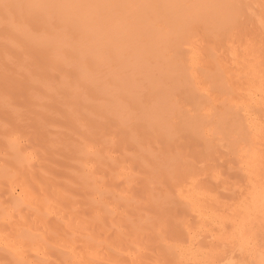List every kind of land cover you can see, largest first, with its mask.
Here are the masks:
<instances>
[{"label":"bare ground","instance_id":"obj_1","mask_svg":"<svg viewBox=\"0 0 264 264\" xmlns=\"http://www.w3.org/2000/svg\"><path fill=\"white\" fill-rule=\"evenodd\" d=\"M249 29H253L257 32L256 36L261 42L260 46L264 47V0H0V80L2 81V78L4 80H7L11 77L12 74L13 76L10 79L12 81L11 84L13 83L15 90L11 88L12 91L10 89V92L14 91V93L16 92L18 94L21 92L19 87L20 83L23 82L22 85L25 84V90L23 89L24 86L21 85L23 87L22 89L24 90V94H20L24 95L25 98H23V96H18L20 97L19 100L24 99L25 101H27L26 105H28L29 103H35L37 99V105H33L35 109L36 107H38V105L42 106L43 104H45L44 102H46L47 100V102H49L48 106L50 104H53L52 106L54 108V105L56 104V106L58 105V107H64L63 110L66 111L65 116L63 117L65 118L63 119L64 121L66 119H68L69 121L70 119V116L67 118L66 115L68 116V114H71L74 117H77V114H80L79 112L77 113V111H82V108L84 109L85 107H89V110L85 108V110H88L89 112H85L88 113V115H86V117H82L85 120L84 122V120L82 119L84 124L79 120V118L81 119L82 113L80 114V116H78L79 118H76V121L79 120L84 125V128L81 129V127H79V124L81 123L78 121V124L77 122L79 129L84 131V137L80 138L82 140L79 139L80 143L75 144L76 142L74 141L77 138H74L72 136L71 137L74 138V140L72 138V140L68 139L70 138V134H72L73 132L71 130L72 132L70 133L68 129H66V132L68 131V137L67 135V138L64 136V138L61 139L60 137L59 141V136L62 135H59V133H62L65 130H61V132H59V128H56V134H54L57 135L58 133V135L55 136L56 138L53 136V143L51 142V147H53L54 150L52 151L51 149L50 151V146H48V149L51 155H54L55 153V155H57L60 152L59 149H62L63 152L64 150L65 152L66 150L71 151L73 160L74 157L76 158V161L78 159L80 168L75 176L79 179V183L81 184L80 189L84 195V204L89 211V216L84 221L86 222V224H94L91 225L92 229L93 227H95V225L102 227L101 224L105 222H102V218L103 220L105 218L103 217V215H108L109 212L114 210L110 209V207L112 206H110V200L108 201L106 199L100 201V198L99 203L95 201V180L92 179L94 176H88V171H90V169H87L88 171L86 170L88 172V175H86L87 173L85 172V170H83V165L86 163L85 159H88L89 161L91 160L93 163H96L94 164V166L100 164L99 162L103 160L101 154L106 153V151L102 152L103 146L101 148V151L99 147L101 144H99L97 150L99 151L100 149V151L98 152L95 149L97 146L96 142L99 143L98 140H101V142L103 143L102 139H100L101 137L104 139L106 138L105 135L102 136V134H104L103 130H106V128H108V126L110 127V125H115L116 128L120 127L124 130L125 139H120L119 141H123L125 143L126 141H129V144L131 143L133 146L131 147L133 148V153L130 154L126 151L122 153L129 154V157L126 158L128 162L125 160V163L127 162L128 165L131 166L130 161H137L135 163H139L141 169L147 171H144L146 172L145 177H142L141 174H138L142 177V179L139 177L140 180H143L141 181L143 183L142 186L144 185V191L140 190L141 192L139 191V193L143 194V192H145L144 195H139V198L146 195V197L143 199H145V201L147 200L148 203L145 202L146 204L143 205L153 204L152 206H150L157 209V215H159V212H161L162 214H160L161 219L159 217L160 220L158 219V221L156 219V221L154 222L153 220L155 218H158V216L154 214L155 212L153 214L151 213V211L153 210H151L152 208L150 206H146L147 210H145L144 207V210L146 211L145 213H147V211L149 213L150 210V213L152 215H155L156 217L154 216V218H151L152 215L150 216V214H148L146 217L148 219L151 218V221L147 219L145 221L143 220L142 222L141 219L140 221L142 224L140 222V224H138L141 228L143 226L144 229L143 224L145 222V229H151L150 232L148 231L147 233L150 234L151 232H153V237L155 236L154 233L156 234V236L154 237L155 239H153L152 237V239L150 238V241L154 240L157 242L156 245L159 246L157 247V249L160 248L159 251L161 252V254H159L161 255V257L164 256L163 259H166V261H168V264H215L213 263L215 259H217V262L218 259L219 261H222H220L219 264H264V251L262 252V249H259L260 251H254L255 248L253 247V250L249 245V240L251 238V234L249 232L252 230V228L250 227H253L251 226V224L256 221L259 222V220L261 222V219H264V67L259 63L260 60L256 61V59H258L257 55H254L255 57L257 56L256 59H254L255 57L252 58L250 54L251 49H249V46L251 47V45L248 44V42L251 43L252 40H247L248 38L246 37ZM196 39L199 43L198 45H193L192 43H194V41L197 42ZM217 46H220L222 50L221 52H218V54L214 51L217 49ZM247 48L249 50H247ZM252 48H254L253 45ZM219 49L218 51H220ZM254 51H256L255 48L252 53H254ZM260 51L262 50L259 49L258 54L260 53ZM259 55H261L262 58L264 56V54L263 56L262 54ZM262 64L264 63L262 62ZM49 67L56 68L58 70L56 71L60 72V76L58 75L53 78L55 74H51L52 71L50 72ZM7 81L4 82L7 83ZM41 86H45L43 87V90L45 88V92H47L45 94L47 98L44 97L46 101H44L45 99L42 97V99H44L42 100L44 101L43 103H41V101H38L39 99L41 100V95L37 93L41 89ZM1 87L0 90L2 93H0V147H3V149L9 151L10 155L7 154V156H9V159H7L6 163L4 162L3 165H0V185L11 187L12 184L16 183L15 181L19 182L18 177H16V171H14V169L17 170V174L18 172L21 173V169L18 171V168H13V166L20 163V159L18 158L20 155L16 156V154L12 153V151L15 152L14 144L16 143V141H14V138H12L11 136L6 137L4 135L6 134L5 132L11 131L12 128L17 129L18 127H20L21 121L29 120L31 119V117H29V119L20 120V122L16 121L19 122V126L16 127V122L14 120L18 118V115H22V117L27 116V108L24 109L25 111L21 110L24 111L23 113L26 112V114H19V109L17 108L18 105L15 104L19 101L17 100L18 98L15 99L16 97L14 98L12 93V96H9V99L5 94L6 92L3 91L4 87ZM38 88L40 89L37 90ZM42 91L40 92L42 93ZM16 93L14 95H16ZM65 95L67 96L65 97ZM67 97L69 99H67ZM70 100L72 102H70ZM40 103L42 105H40ZM51 105L48 107V110L46 109V111L48 112H44L46 113L44 114L45 116H47L48 113L50 121L49 119H47L48 117H42L44 108L43 110L42 108H40L41 110H37L40 111L38 112L39 118L35 116L37 115L36 113L34 115V112H32L36 117L35 120H33L32 117L31 120L24 121L22 124L25 126H22L21 124L20 129L23 128L21 131L25 132L28 127L32 129V120L35 121L38 125V127H35L37 128V130L39 129V131L32 129L33 131L38 132L37 134L42 133V131L40 130L43 127L45 128V126L47 128H43V131L48 129V124L44 123L45 119L47 123H53V121H55L54 123H56V118L52 119L51 117H53L54 115L52 116L51 113L49 114V111H54V113L59 112L57 113V116L58 114H60L59 116H61L64 111H59L61 110V108L59 110L57 108H50ZM66 105H68V107H66ZM44 106L47 107V104ZM31 107L29 108L30 111L28 109V114L32 111ZM35 109L33 111H35ZM83 115L85 116V114ZM5 116H7L8 119L11 117L9 122H11L12 120L14 121L13 127L8 128V124L6 123V129L8 128L7 131H5V125L3 123L8 122V120L5 121L3 119ZM28 116H30V114ZM74 117H71V126L74 125ZM41 120H43L44 122ZM76 121H74L75 125L73 128L76 127ZM25 122H28V124H25ZM12 123L13 122H11V124ZM112 126L110 128H112ZM78 127L75 128L76 131L79 130ZM20 129H18L19 132ZM48 130L49 132L51 131V129ZM56 130L58 131L56 132ZM3 131L5 134L3 133ZM28 131H26L25 133H27ZM107 131L108 130H106V132ZM115 131L119 135L123 132L121 129H118L119 132L122 131L120 133L117 131V129H115L114 132ZM66 132H64L63 134L65 135ZM80 132L79 135L81 134L82 136L83 134ZM34 133H32V136H35L33 135ZM51 134L53 135V133ZM40 135L41 134H39V136ZM119 135L118 139L123 137V135H121V137ZM140 135L141 137H145L146 135L145 139L142 138L140 140ZM64 139L66 140L64 141ZM185 139H187V141ZM45 140L47 141L49 139ZM115 140L117 139L114 138V140L111 141L114 142ZM183 143L187 145L189 144V146L192 144V151L194 149L196 150L195 153L193 151L194 155L198 153L196 157H199L200 155L201 159L203 156V158L205 157L208 161L207 162L200 160L202 162L199 164L207 162L206 166L203 163L200 168L196 167L197 165L195 166V162L199 161L194 160L195 162H193L188 159V157H186L184 152H182L181 146L186 147L187 145H181ZM105 144H107V141L104 142V145ZM44 145L47 144L45 143ZM115 146H113L112 148H115ZM44 148L46 149V147ZM120 148L121 146H119V148L117 149L119 150ZM17 150L18 149L16 148V151ZM123 150H125V148ZM63 152L62 154H65V152ZM119 152L120 151H118V154ZM62 154L60 153L59 156H61ZM67 154H69V152L65 155ZM119 156L117 158L121 159L122 157ZM124 156L128 155L124 154ZM52 157L53 156H51V159ZM218 157H220L221 159L222 157L228 158H226L228 162V167H226V169L229 168V172H232L233 176L230 180V173H227L226 175L223 174L226 171L222 173V175L229 178V187L231 190H228H230L229 192L232 191V194H229V192H227L228 190L224 189L225 192L229 194V196H232L229 197L232 199V201H230V203L227 205L225 212L224 210L219 212L214 211L215 209L213 208V196L212 193H210L213 187H209L213 184L211 182L215 180H218L219 182V179H221L218 178L219 176L217 174L219 168L216 171L213 169L214 161L217 160ZM112 158L107 157V160L105 159V162L107 161L105 163L107 165L106 168L110 163L113 165V167L115 166L114 164L116 162L114 161L116 159L113 158V161L111 160ZM23 160L28 161V159ZM23 160L21 162H23ZM26 161H24V163ZM105 164L103 162V164L100 165L104 166ZM216 164L219 165V162H217ZM217 165L214 167L217 168ZM221 165L222 162L220 163V166ZM94 166L91 165V167L93 168ZM101 166L99 167L98 165L99 172L101 171ZM126 166L124 167L125 169L127 168ZM132 166L134 167V165ZM117 167H115V170H107V176L109 178L110 176H116L117 179V175L120 173L117 171ZM96 168L97 167H95V169L93 170H96ZM141 169L140 171H143ZM222 171L224 170L222 169ZM128 172H130V170ZM220 172L221 171H219V173ZM97 173L98 172H96L95 175H97ZM132 174L134 179L135 177H138L134 176V173ZM91 175L94 174L91 173ZM100 175H104L106 177V175L103 173ZM104 176L101 181L104 180L102 182L105 184V180L107 179V177L105 179ZM125 176L123 175V177ZM161 176L167 178L166 182H168L169 184L167 192L166 190H164L165 194H161L160 191V188H162L161 186H163V184L159 183V188H157V185L156 187L154 185L155 181L159 180ZM200 176L205 177L203 178V181H201L200 179L201 182H199L198 180ZM38 177L40 178L39 175ZM123 177L119 178V180L123 179ZM42 179V182L47 180L46 182H44L46 184L43 183L44 186L41 182H39L41 180H38L37 182L40 183L39 185H42L44 187V190H46L45 193L50 196L52 192L51 190L50 193L49 191H47V182H50L49 184H51L53 182V179L49 175L46 177V180L44 178ZM68 180L70 182V179ZM72 180L71 182H73ZM99 180H97L96 182L99 183ZM24 181L22 183L27 184V182ZM122 181L123 182H121V187L124 183V180ZM125 181L127 182V179ZM126 182L124 184H126ZM161 182H164V180L162 181L161 179ZM130 184H132V182ZM221 184L223 183L221 182ZM45 185L47 189H45ZM42 186H40V188H43ZM224 186L222 188H224ZM28 187H30V191H34L33 194L36 196V191L34 190L35 185ZM31 187L34 189H32ZM167 187L168 186L166 185V188ZM124 188L125 186L122 190H124ZM107 189H109V187ZM127 189L129 191V185L128 187H126V190ZM213 190L215 191L217 189ZM225 192H222L221 190V193L224 194ZM124 193H127V191ZM27 194L25 192V195ZM160 194L165 196L162 197ZM216 194H218V192ZM220 194H218L219 197L221 195L223 196V194ZM132 195L133 193L131 194V196ZM131 196L129 197V199L131 198ZM29 197L32 198L31 195H28L27 197L24 196V200L22 198V201H24V203L28 201L29 203V199H31ZM47 197L43 196L41 201L37 203L38 205L35 203L36 205L33 208V212L31 214V216L33 217L30 216V218H34L36 224L43 227L44 232L37 229L41 227L34 226V228L37 227V231L39 230V232H43L41 234L36 233L33 230L34 228H31L30 225L35 224L32 219H29L28 217L27 219H29V221H27L26 217L30 214H23V216L27 215L25 216V218L23 216H20L22 215L23 211H20L21 214L19 215V217L21 218H17L16 224L13 227L9 226L10 229L8 228V233H5V229H3L4 225L2 226L3 228L1 227V221L3 220L4 222V217L8 214V212L6 209L4 210L0 208V252L1 254H3L2 257L0 256V259L4 258L6 262L8 260V264H32L33 262H36V260L33 262L30 261V253H32L36 249H40L41 247L52 245L54 242L56 243L58 237H54L56 239L55 241L52 235H54L53 233H56L55 230H57L58 223L52 222L53 220L50 222L49 218L50 214H52L54 211L53 209V211L51 212L54 206L52 204V198L47 199ZM52 197L54 199L56 198L54 196ZM134 197L135 195L133 196V198ZM226 197H228L227 194L225 197H223V200ZM116 198H118V196H116ZM65 199L66 198H64V200ZM59 200H57L56 203L59 204L61 208L63 201ZM68 200L69 203H71V199ZM124 200L125 202H127V199ZM80 201L78 205L82 204V202ZM138 203L139 202H137V204ZM215 203L217 202H214V204ZM128 204L130 206H134V209L136 206V209H139L138 206H142L141 203H139L140 205H135V203L131 205V203L128 202L126 205ZM123 205L126 206L125 203H123ZM70 208L73 207L70 206ZM77 209L78 208H76V210ZM72 210H68V212H70V215L68 213L69 219L70 217H73L74 213L72 212L75 210ZM131 211L136 212V210L132 209ZM66 213L67 212H65V214ZM112 213L114 214V212ZM112 213H110V215H112ZM126 213L125 215L130 214ZM107 215H105V219L109 217ZM141 215L144 219L145 214L143 215L141 213ZM12 216L15 215L12 214ZM136 216V218L139 217L138 215ZM139 218L136 220L134 219V222L136 223ZM10 219H12L13 222V218ZM69 219L65 218L66 221ZM130 220L128 219L126 221ZM7 221L9 220H6V222ZM63 221H61V223ZM76 221L79 222L78 220ZM157 221L158 224H162L158 225L161 226L159 227L161 228L160 230H162L165 226L163 225V223H165L164 221H170V223L172 224L174 223L175 226H172L174 228H178L181 231L183 235L181 236L184 237L185 235V243L179 242L180 239L173 237L177 236L176 234H172L173 229L169 232L173 235V238L169 240L171 242H168V240H166L167 238L165 237V234L167 232L163 234V232H165L164 229L167 231L166 228L163 229V232L159 231L157 233L156 231L159 228L154 231V228H157L155 227L157 225ZM64 222L63 225L65 224ZM52 223L54 225H52ZM66 223L68 225L71 224L70 220ZM226 223L228 224L227 228L224 227ZM5 224L7 226V223ZM129 224L131 223L129 222ZM165 224H167V222ZM139 225L133 224V226L135 227ZM55 226L56 229L54 228ZM258 226L255 225V227ZM89 227H84V230L85 228L88 229L86 230V232L88 231L87 233L92 230ZM135 227H132V229L137 228ZM100 228H98V231L100 232H97V228L95 227V229H93L95 233H93L94 231L92 230L91 235L87 234L85 235V238H83L82 240L80 239L83 242L84 248H82V246L80 247L83 249V256L79 254L81 255H78L79 258L77 257V255H75L77 254V251H75L74 248L70 249L67 245H65V243H69L71 245L74 236L72 238V236H70L71 233L70 235H68L67 233V235L63 236L62 246H67L69 251L73 249L75 253L73 252L68 255L64 254L63 256H61V258L63 257L62 259L64 261H71V264H96L95 262L97 260L101 261V259H99V255L96 254V251L98 250H96V248L98 246V248H101L102 246L100 247V245H102V243L104 248H108L110 240L108 238H104L109 234H106L105 236L102 235V231L106 232V229H103L104 226L102 228L103 230H101ZM141 228L140 230H138V232L141 231L142 234V231H144L145 233V230H141ZM111 229L112 228H110V230ZM116 229L118 231L117 227ZM178 229L175 230L176 233L180 235ZM126 231H128V233L123 232L122 230L125 236V233L129 235L131 234V229L130 231L126 229ZM205 231H215L214 234L216 233V238H218L217 240L220 242L221 246L219 247V245H217L218 248H212L213 251L210 249V245H208L210 247H208L207 245H200L197 247V244V248H195V246L193 248L192 243L194 241L192 242V237L195 236L193 234H196V232L202 233ZM109 232L110 231H108L107 233ZM257 232L259 233L260 231ZM99 233H102L101 235L103 236V239L99 238L102 237L101 235H99ZM169 233L168 236H170ZM113 234L115 233H112V236L110 235L111 238L114 236ZM149 234L145 235L149 236ZM254 234V236H256V233ZM210 237L214 238L215 236L213 237L212 235H210ZM262 237H264V231ZM115 238L116 239L114 241L119 240L117 236H115ZM173 239H176V241L174 240L172 242ZM262 240L261 242H264V240ZM127 241L128 243L129 241L132 242L130 239H128ZM143 241L148 242V239H144ZM76 243L78 242L76 241ZM135 244L137 245L138 243ZM255 244H258V241ZM147 245L148 244H146L145 247H147ZM150 245H153V247L155 246V244L151 242ZM114 246L115 245H113V248L116 247ZM129 247L132 248V246ZM129 247L128 249L130 250ZM56 250L58 249L56 248ZM125 250H123L122 248L121 251ZM98 251H100V249ZM136 251H138V249ZM125 252H122V254ZM138 252H140V250ZM225 252L229 254L227 255V253ZM245 252H248V260H246L247 256L245 257L244 255ZM118 253H121L120 249ZM141 253L143 252L139 253V259H142L140 258ZM233 253H235L236 255ZM60 255H62V253ZM103 256H105V254ZM109 256L110 259H115L116 257L113 253ZM152 259L153 257L151 258V261ZM103 260L105 261V259ZM37 263L38 262H36V264ZM99 264H101V262ZM140 264H143L142 261L140 262Z\"/></svg>","mask_w":264,"mask_h":264},{"label":"rangeland","instance_id":"obj_2","mask_svg":"<svg viewBox=\"0 0 264 264\" xmlns=\"http://www.w3.org/2000/svg\"><path fill=\"white\" fill-rule=\"evenodd\" d=\"M250 30H251V32H250ZM250 34V35H249ZM257 32L255 31V30H253V29H249V31H248V34L246 35V37L248 38H246L247 40H252V42L251 43H249L248 42V44H250L251 45V47L249 46V49H251V56H252V58L253 57H255L254 55H257L256 57L258 58V59H256V57L254 58V59H256V61L258 60H260V64L264 67V64H262V62L264 63V56H263V54H264V47H262V46H260L261 45V42L259 41V39L257 38ZM253 38V39H251V38ZM254 38H255V40H254ZM197 40V39H196ZM255 41V42H254ZM258 42H259V44H258ZM198 40H197V42L196 41H194V43H192L193 45H198ZM254 44H256V45H254ZM252 45H253V47L255 48V50L256 51H254V53H252V51L254 50V48H252ZM258 45H259V47H258ZM216 47V46H215ZM220 48V49H219ZM218 49L220 50V51H218ZM248 48H247V50H249ZM253 49V50H252ZM259 49H261L262 51H260V53L259 54H262V56H263V58L261 57V55H259L258 54V50ZM217 54H218V52H221L222 50H221V47L219 46H217V49L216 50H214ZM257 52V53H256ZM262 52V53H261ZM49 69H50V72H51V74L52 75H54L55 74V76L53 77V78H55L56 76H58L59 75V73L60 72H57L58 70L56 69V68H53V67H49ZM53 69H54V71H53ZM57 70V71H56ZM53 72H57V73H53ZM13 75L11 74V77H12ZM60 76V75H59ZM1 77V76H0ZM10 77V78H11ZM8 78V77H7ZM7 79V80H4L3 78H2V81L0 80V84H1V86H3L4 88V90L3 91H5L4 93L8 96V98H9V96L11 97L12 96V93H13V97L15 98V99H17V100H19V98L21 97V96H23V98H25L24 97V95H21V94H24V90H25V84H23L22 85V83H20V93L18 94V93H16V95H14L15 93H14V91L13 92H10V89L12 88V89H14L15 90V88H14V86H13V83L11 84V79ZM6 79V78H5ZM10 80V81H9ZM4 81H7V83L6 82H4ZM9 83V84H8ZM9 85H10V87H9ZM11 85H12V87H11ZM24 86V88L22 87V86ZM0 86V87H1ZM6 86V87H5ZM43 87H45V86H41L40 88L43 90ZM2 88V87H1ZM0 88V89H1ZM8 88H9V90H8ZM24 90H23V89ZM40 88H38L37 90H39ZM7 91H9V92H7ZM12 89H11V91H12ZM39 90L37 93L38 94H40L41 95V100L39 99L38 101L40 102L41 101V103H43L44 101H46V99L45 98H47L46 97V93L47 92H45L46 90H45V88H44V92L42 91V90ZM22 90H23V92H22ZM40 91H42V93H44V94H42ZM40 92V93H39ZM0 93H2L1 92V90H0ZM8 93V94H7ZM10 93V94H9ZM43 95V96H42ZM45 95V96H44ZM18 96H20V97H18ZM67 95H65V97H66ZM39 97V96H38ZM42 97L45 99H42ZM64 97V98H65ZM7 98V97H6ZM13 98V99H14ZM40 98V97H39ZM10 99V98H9ZM12 99V100H13ZM67 99H69L68 97H67ZM71 99V98H70ZM16 100V101H17ZM21 100V101H20ZM18 102H16L15 104L16 105H18L17 106V108L19 109L18 110V112H19V114H21V113H23L25 110V108H27V110H26V112H27V116H23V117H25V118H23L22 117V115L20 116V115H18L16 118V120H14L15 122L16 121H19L20 122V120H23V119H29V117H31V119H32V117H33V120H35V118L37 117V118H39V113L38 112H40V111H37V110H39L40 108H42V110H43V108H44V110H43V115H42V117H45V118H47L49 115H48V113H47V116H45L44 114H46V113H44V112H48V111H46V109L48 110V107L51 105H49L48 106V104H49V102H44L45 104H41L40 103V105H42V106H39L38 105V107H36V109H35V107L33 106V105H37V99H36V102L35 103H29L28 105H26L27 104V101H25L24 99L22 100V99H20ZM42 100H44V101H42ZM72 100V99H71ZM70 100V102H72ZM69 101V100H68ZM21 102V103H20ZM22 102H24V103H22ZM38 102V103H39ZM18 103V104H17ZM20 103V104H19ZM47 104V107L46 106H44V105H46ZM69 104V103H68ZM20 105H21V108H20ZM31 105H32V107H31ZM53 105V104H52ZM51 105V107L50 108H53V106ZM70 105V104H69ZM24 106V107H23ZM26 106H28V107H26ZM56 104L54 105V108H57L58 110L61 108V107H58V105L56 106ZM60 106V105H59ZM89 106V105H88ZM31 107V113H29L30 114V116H28L29 114H28V112L30 111V108ZM66 107H68V105H66ZM23 108V109H22ZM53 108V109H54ZM63 108L64 107H62L61 108V110H59V111H64L63 113H64V115H63V113H62V115L61 116H59L60 114H58V116H57V113H59V112H56V113H54V111L53 112H50L49 111V114L51 113V115L53 116H56V117H51L52 119H55L56 118V123H54L55 121H53V123L52 122H50V123H47L46 122V119L43 121V120H41V121H43L44 123H46V124H48L47 126H48V129H51V131L49 132V130L47 129V130H45V131H43V128L40 130V131H42V133H39V134H41L40 136H39V134H37L38 132H36V131H39V129L37 130V128L36 127H38V125H37V123L35 122V121H31V125H33V126H31V128L33 129V130H36V131H33L32 129H30L29 127H28V129H26V131H28L29 129V133L27 132V133H25V132H22L21 130L23 129H20L21 128V124L24 122V121H29V120H31V119H29V120H23V121H21V123H20V127H18L19 125H18V123L19 122H16L15 123V125H16V127H18L17 129H11V131H7L8 130V128L9 127H13L14 126V121L12 120L11 122H13L12 124H11V122H9L10 121V118L8 119V117L7 116H5L3 119L5 120V121H7L8 120V122H3L4 123V128H5V131H7V132H5L4 133V131H3V133L5 134H3L4 136H6V137H9V136H11L12 138H14V141H16V143L14 144L15 146H14V150H15V152L14 151H12V153H14V154H16V156H18V155H20L18 158L20 159V163H21V165H20V163L18 164V165H14L13 166V168H18V171L21 169V173H19L18 172V174H17V170L16 169H14V171H16L15 173H16V177H18V179H19V182L18 181H15L16 183H14V184H12L11 185V187H6L5 185L4 186H1L0 185V208H2V209H6L7 210V212H8V214H10L11 212H13V213H11L10 215L12 216V214H14L15 216H10V215H5V217H4V222H3V220L1 221V227L3 228V229H7L6 231L4 230V232L5 233H8V230L10 229V227H13L15 224H16V220H17V218L18 219H20L22 216H23V214H30V215H24L23 217L25 218V216H27L26 217V219L29 217V219H32L33 220V222L36 224V221L34 220V218H30V216H31V214H32V210H33V208L35 207V205L37 204V203H39L40 201H41V199L43 198V196H45V197H47V196H49V195H47L46 193H45V191L46 190H44V185H43V183L44 182H46L47 180H46V177L49 175L52 179H53V182L51 183V184H49L48 182H47V185L49 186H47V188H46V185H45V189H47V191H49V193H50V190H51V195L52 196H54V197H56L55 199L51 196V198H52V204H53V206H54V208H52V210H51V212L53 211V209H54V211H53V213L52 214H50V222L52 221V222H57L58 223V226H57V230H55V232L56 233H53L54 235H52L53 236V238L56 236V237H58L57 239V241H56V237L54 238L55 239V241H56V243L54 242L52 245H48V246H44V247H41L40 249H36L35 251H33L32 253H30V261L31 262H33V261H35L36 260V262H38L37 264H71V261H64L62 258H61V256H63L64 254H66V255H68V254H70V253H73L74 252V250L75 251H77V254H75V255H77V257L79 258V256H83V249L82 248H84L83 247V242L81 241L83 238H85V235H87V234H89V235H91L92 233V230L93 229H95V227L97 228V232H100V231H98V228H100L101 226H98V225H95V227H93V229H92V227H91V225H94V224H86V222L84 221V220H86L87 218H88V216H89V211L87 210V208H86V205L84 204L85 203V201H84V195H83V193H82V191H81V189H80V187H81V184L79 183V179L75 176L76 175V173H77V171H79V161H78V159H77V161L75 160L76 158L74 157V160H73V155L71 154V151H67L66 150V152H65V150H64V152H65V154L66 153H68L69 152V154H67V155H65V154H62V152H63V150L62 149H59V153L57 154V155H51L50 154V151H51V149H52V151L54 150V148L53 147H51V145H52V140H54L52 137L54 136H57L58 135V133H57V135H55L56 133H55V129L57 128H59V132H61V130H65L64 132H66V129H68L69 130V132L71 133L72 131V134H70V138H68V139H70V140H74V138H77V139H75V141L74 142H76L75 144H78V143H80V140H82V139H80V138H83L84 137V131H82V130H80L79 129V127H81V129H83L84 128V123H83V120H84V118H82V117H86V115H88V110H89V107L87 108V107H85L86 109H88V110H85V108L83 109L82 108V111H84V112H82L81 110L80 111H77V113L79 112L82 116H81V119L78 117V116H80V114H77V117L75 116H73V115H71V114H68V116L66 115V117L68 118L69 116V121H68V119H66L65 121L63 120V119H65V118H63L64 116H65V110H63ZM28 109H29V111H28ZM35 109V111H33ZM56 109V110H57ZM21 110H24V111H21ZM41 110V109H40ZM52 110V109H51ZM57 110V111H58ZM88 112V113H85V112ZM26 112L25 113H23V114H26ZM32 112H34V115H35V113L37 114V115H33V113ZM61 113V112H60ZM83 114H85V116L83 115ZM17 115V114H16ZM32 115V116H31ZM75 115V114H74ZM71 117L73 118L74 117V120H73V123H74V125H75V122L74 121H76V118H79V120L83 123H81L78 119V121L81 123V124H79V122L78 121H76V127L75 128H77L78 127V124H79V127H78V129L81 131H79V130H77L76 131V129L75 128H73L74 127V125L73 126H71L72 125V119H71ZM19 118H21V119H19ZM60 118H62V119H60ZM42 119V118H41ZM47 119H49V121H50V118L48 117ZM83 119V120H82ZM59 120V121H58ZM63 120V121H62ZM37 121V120H36ZM48 121V120H47ZM77 122H78V124H77ZM84 122H85V120H84ZM8 124V128L6 129V125ZM30 123V122H29ZM39 123H40V121H39ZM10 124H11V126H10ZM25 124H28V122L26 123L25 122ZM34 124H36V125H34ZM55 124H57V125H55ZM59 124V125H58ZM111 124H114V123H111ZM30 125V124H29ZM49 125H52V126H49ZM53 125H55V126H53ZM61 125V126H60ZM81 125V126H80ZM22 126H25V125H23L22 124ZM36 126V127H35ZM59 126V127H58ZM63 126V127H62ZM83 126V127H82ZM112 125H110V127H111ZM114 126V127H113ZM112 126V128H110L109 126H108V128H106V130H108L107 132H112V133H107L106 132V130L104 129L103 130V133L104 134H102V136H106V138L104 139V138H100V139H102V141H103V143L101 142V140H98L99 141V143L98 142H96V144H97V146H96V150H97V148H98V146H99V144H101L99 147H100V149L102 148V146H103V151H102V149H101V151L102 152H104V151H106V153H102V152H100V153H102L101 155H102V157H103V160H101L99 163L100 164H103V162H104V164L107 162H105V159L108 157H110V158H112V155H113V158H115V156H116V160L114 161L113 160V158L111 159V160H113L114 162H116L117 163V165H118V167H119V169H118V167H117V165H116V163L114 164V162H113V164L115 165L114 167H113V165H112V167H111V165L109 164V166L106 168V164L103 166H101L100 164H98L99 165V167L101 166L102 168L100 169L101 171L100 172H102L103 174H105L106 175V177H107V179H106V177L104 176V175H100V174H102V173H100L99 172V168H98V165H96V166H94V164H96V163H93L91 160L89 161L88 159H85V161H86V163L83 165L84 167H83V170H85V172L87 173L86 175H88V172H89V175L88 176H94L92 179H94L95 180V182H94V184H95V194H94V199H95V201L96 202H98L99 203V199H100V201L102 200H110L109 201V203L111 202V204H110V209H112V210H114V211H111V212H109L108 213V215L107 214H105V215H107V216H109L110 217V220H109V217H107V219H105L106 218V216L105 215H103V217H105L104 218V220H103V218H102V222L103 221H105V222H103L101 225H102V227L100 228L101 230H103V229H106V232L104 231H102V235H106V234H109L108 236L106 235L104 238H108L109 240H110V242H109V244H108V248H104L103 247V243H102V245H100V247L101 248H96V250L98 249H100V251H96L97 253V255H99V259H101V261L99 260H97L95 263L97 264H99L100 262H101V264H140V262L142 261V263L143 264H168V261H166V259L164 260L163 258H164V256H162L161 257V252L159 251L160 250V248H158L157 249V247H159V246H157L156 244H157V242L156 241H150V238L152 239V234H153V232H151L150 234L149 233H147L148 231L150 232V230L151 229H149V230H147V229H145V222H144V229H143V226H142V228L140 227V223H141V219H142V222H143V220L145 221V220H147L148 218L146 217L148 214H150V216L154 213V214H156V216H158V218H155L153 221L155 222L156 221V219L158 220L159 219V217H160V219H161V212H159V215H157L158 213H156L157 211V209H155V207H151L153 204H147V205H143V204H146V203H148L147 202V200L145 201V199H143V198H145L146 197V195L144 196V197H140L139 198V195H141L140 193H139V191L141 190V191H144V185L142 186V182L141 181H143V180H140L139 179V177L142 179V177H145V173L147 172L146 170H144V169H141V167L139 166V163L137 164V163H135V162H137V161H133V162H131L130 161V164H131V166L132 165H134V167L132 168L130 165H128V161H127V159L126 158H128L129 157V154L128 153H133L134 151H133V148H131V147H133L132 146V144L130 143L129 144V141L127 142L126 141V143L125 142H123V141H119L120 139L122 140V139H125V136H124V130L122 129V128H120V127H118V128H116V126L115 125H113ZM16 127H14V128H16ZM36 129H35V128ZM61 127H62V129H61ZM69 127H70V129H69ZM47 127L45 126V128L44 129H46ZM54 128V129H53ZM64 128V129H63ZM71 128H73V129H71ZM117 129V131H118V129L120 130H122V131H120V132H122V134H118L116 131V133L114 132V130L115 129ZM18 129H20V132L18 131ZM74 129H75V131H74ZM111 129V130H110ZM112 129H114V130H112ZM16 130H17V132H16ZM32 130V131H31ZM72 130V131H71ZM110 130V131H109ZM58 130H56V132H57ZM105 131V132H104ZM13 132H14V134H13ZM36 134H35V133ZM64 132H62V133H59V135H61V136H59V141H60V137H61V139L62 138H64V136L66 137V135H67V132L65 133V135L63 134ZM75 132V133H74ZM79 132L80 133H82L83 135L81 136V134L79 135ZM119 132V131H118ZM119 132V133H120ZM8 133V134H7ZM10 133H11V135H10ZM32 133H34L33 135H35V136H32ZM44 133H45V135H46V137H50V138H46L45 137V135H44ZM49 135H47V134ZM51 133H53V135L51 134ZM55 133V134H54ZM52 136H51V135ZM76 136H75V135ZM116 134V135H115ZM13 135H15V136H13ZM114 135V136H113ZM118 135L121 137V135H123V137H121V138H119L118 139ZM74 137V138H72V137ZM77 136H79V137H77ZM112 136V137H111ZM117 136V137H116ZM143 136V135H142ZM67 137H68V135H67ZM66 137V138H67ZM140 137H141V135H140ZM139 137V139L141 140L142 138H144L145 139V137H146V135H145V137H141L140 138ZM52 138V139H51ZM56 138V137H55ZM72 138V139H71ZM110 138V139H109ZM114 138L115 139H117V140H115L114 142H115V144H114V142H112L111 140H114ZM45 139H49V140H45ZM50 139H51V141H50ZM80 139V140H79ZM108 139V140H107ZM148 139V138H147ZM66 139H64V141H65ZM78 140V141H77ZM111 142H110V141ZM186 141H187V139H185ZM62 141V140H61ZM105 141H107V144L108 143H112V144H108V146H107V144H105L104 145V142ZM117 141H118V144H117ZM125 141V140H124ZM144 141V140H143ZM186 141H185V143H186ZM52 142V143H51ZM183 142V141H182ZM189 142V141H188ZM47 144V145H44V144ZM120 143V144H119ZM185 143H183V144H181V145H187V144H185ZM110 145V146H109ZM112 145V146H111ZM116 145V146H115ZM131 145V146H130ZM192 145V144H191ZM191 145L189 146V144L185 147V146H181V148H182V152H184V154L186 155V157H188V159H190L191 161H193V162H195V161H199V162H195V166L196 167H199L200 168V166H202V164L204 163H202V164H199V163H201L202 161H207L206 160V158L204 157L203 158V156H202V159H201V156L199 155V157H196L197 155H198V153H196L195 155H194V153H195V149L193 150L194 151V153H193V151H192V147H191ZM48 146H50L49 147V149H50V151H49V149H48ZM113 146H115V148H112ZM119 146H121V148L118 150L117 148H119ZM125 146H127V147H125ZM130 146V147H129ZM44 147H46V149L44 148ZM107 147V148H106ZM122 147H123V149L125 148V150H123L122 149ZM16 148L18 149L17 151H16ZM110 148H112V149H110ZM129 148H131V149H129ZM191 148V149H190ZM100 149H99V151H100ZM106 149V150H105ZM109 149H110V151H109ZM114 149V150H113ZM117 149V150H116ZM20 150V151H19ZM61 150H62V152H61ZM116 150V151H115ZM123 150V151H122ZM132 150V151H131ZM49 151V152H48ZM98 151V150H97ZM98 151V152H99ZM114 152V153H112V152ZM118 151H120L119 152V154H118ZM128 152V153H124L125 155H128V156H124V154H122L123 152ZM130 151V152H129ZM190 151V152H189ZM5 152V153H4ZM22 152V153H21ZM63 152V153H64ZM110 152V153H109ZM117 152V153H116ZM187 152V153H186ZM193 154H192V153ZM17 153H19V154H17ZM51 153H54V152H51ZM60 153L62 154L61 156H59L60 155ZM116 153V154H115ZM121 153V154H120ZM7 154L8 155H10V153H9V151H6L5 149H3V147H0V165H3V163L5 162H7V159H9V156H7ZM189 154H191V155H189ZM68 155H69V157H68ZM109 155V156H108ZM111 155V156H110ZM115 155V156H114ZM120 155V156H119ZM188 155V156H187ZM193 155V156H192ZM51 156H53L52 157V159H51ZM122 157L121 159L119 158H117V157ZM125 158H124V157ZM191 156V157H190ZM6 157V158H5ZM8 157V158H7ZM72 158V159H71ZM131 158V157H130ZM194 158V159H193ZM227 157H222V159L220 158V157H218L217 158V160H215L214 161V164H213V169L216 171L218 168L220 169H218V178H221V179H219V182H218V180H215L216 181V183H215V181H213V182H211V183H213L211 186H209L210 188H212V190L210 191V193H212V196H213V208L215 209H213L214 211H217V212H219V211H223L224 210V212L226 211V207H227V205L230 203V201H232V199L231 198H229L230 196H229V194H232V191L231 192H229L231 189H230V187H229V184H230V180H231V178L233 177L232 176V172H229V168H227L226 169V167H228V165H227V159H226ZM5 159H6V161H5ZM23 159H28V161H26V160H23ZM221 159V160H220ZM4 160V161H3ZM23 160V162H21ZM88 160V161H87ZM107 160V159H106ZM125 160L127 161L126 163H125ZM129 160V159H128ZM131 160V159H130ZM189 160V161H190ZM195 160V161H194ZM200 160H202V161H200ZM3 161V162H2ZM24 161H26L25 163H27V164H25L24 163ZM84 161V162H85ZM78 162V163H77ZM208 162V161H207ZM207 162L206 163H204L205 164V166H206V164H207ZM217 162H219V165H217L216 163ZM222 162V165L220 166V163ZM198 163V164H197ZM122 164V165H121ZM126 166V164H127V168L125 169L124 167V165ZM137 164V165H136ZM91 165L92 166H94V168L93 167H91ZM217 165V168H215L214 166H216ZM19 166V167H18ZM28 166V167H27ZM121 166H123V167H121ZM95 167H97L96 168V170H93V169H95ZM104 167V168H103ZM115 167H117L116 169H117V171L118 172H120L118 175H119V177H118V175H117V179H116V176H110V178L107 176L108 175V171L109 170H115ZM138 167V168H137ZM203 167H204V165H203ZM225 167V168H224ZM13 168H11V169H13ZM73 168V169H72ZM109 168V169H108ZM121 168H123V169H121ZM138 170H137V169ZM202 168V167H201ZM90 169V171H91V173L92 174H94V175H91V173H90V171H88V170ZM122 171H121V170ZM140 169L141 170H143V171H140ZM222 169L224 170V171H222ZM71 170H73V171H71ZM88 172H87V171ZM98 170V171H97ZM108 170V171H107ZM120 170V171H119ZM126 170H130V172H128V171H126ZM228 170V171H227ZM47 172V174H46V172ZM51 171V172H50ZM144 171H146V172H144ZM219 171H221L220 173H219ZM226 171V172H225ZM230 171H231V169H230ZM43 172V173H42ZM84 172V173H85ZM96 172H98V173H100V174H98L97 173V175H95L96 174ZM107 174H106V173ZM126 172H127V174H126ZM139 172V173H138ZM223 172H225V173H223ZM40 173V174H39ZM42 173V174H41ZM128 173H129V175H128ZM132 173H134V176H138V177H135V179H134V177H133V174ZM222 173L224 174V175H226L227 173H230L231 175H229V177H230V180H228L229 178L227 177V176H224V175H222ZM70 174V175H69ZM120 174H122V175H120ZM132 174V175H131ZM138 174H141L142 175V177L140 176V175H138ZM219 174H221V175H219ZM23 175H25V176H23ZM38 175L40 176V178L38 177ZM44 175V176H43ZM52 175V176H51ZM72 175V176H71ZM100 175V176H99ZM123 175L125 176V177H123ZM24 177V179H25V181L27 182V184H25V183H22L23 181H24V179H23V177ZM41 176H42V178H44L46 181H44V182H42V178H41ZM55 178H54V177ZM70 176V177H69ZM96 176H98V177H96ZM103 176L105 177V184L102 182V181H104V180H102L101 181V179H103ZM72 177V178H71ZM123 177V179H120L119 180V178H122ZM128 177H129V179H128ZM131 177V178H130ZM133 177V178H132ZM162 177V176H161ZM160 177V179L159 180H157V181H155V183H154V185H155V187H156V185H157V188H159L160 187V184H163V186H161L162 188H160L161 190V194H165V192H164V190H166V192H167V190H168V188H169V184H168V182H166V179L167 178H165L164 176L161 178ZM223 177V178H222ZM34 178V179H33ZM100 180H99V179ZM164 178V179H163ZM203 178H205V177H203V176H200L199 178H198V180H199V182H201V181H203ZM225 178V179H224ZM56 179V180H55ZM68 179H70V182H69V180ZM72 179H75V180H72ZM112 179V180H111ZM127 179V182L125 181ZM133 179V180H132ZM144 179V178H143ZM161 179H162V181L164 180V182H161ZM200 179H201V181H200ZM38 180H41V181H39V182H41L42 183V185H39L40 183L39 182H37ZM71 180L73 181V182H71ZM93 180V181H94ZM97 180H99V183L98 182H96ZM122 180H124V183L126 182V184H124L123 183V186L121 187V185H122V183L121 182H123ZM138 180V181H137ZM221 180V181H220ZM222 180H226V181H222ZM228 180V181H227ZM24 181V182H25ZM116 182V183H114V182ZM167 181H169V180H167ZM132 182V184H130V183ZM139 182V183H138ZM157 182V183H156ZM221 182L225 185H223V184H221ZM31 183H32V185L34 186L35 185V189L34 188H32V189H34L35 191H36V196L33 194L34 193V191L33 190H29L30 189V187H28V186H32L31 185ZM34 183V184H33ZM77 183H79V184H77ZM121 183V184H120ZM160 183V184H159ZM167 183V184H166ZM220 183V184H219ZM44 184H46V183H44ZM52 184H54V185H52ZM68 184V185H67ZM75 184V185H74ZM77 184V185H76ZM97 184V185H96ZM99 184H100V186H99ZM102 184V185H101ZM141 186H139V185ZM159 184V185H158ZM168 186L167 188H166V185ZM26 185H27V187H26ZM113 185H114V187H113ZM116 185V186H115ZM128 185H129V191L131 192H129L128 191V189L126 190V187H128ZM130 185H132V186H130ZM165 185V186H164ZM221 185V186H220ZM40 186H42L43 188H40ZM68 186V187H67ZM98 186V187H97ZM102 186V187H101ZM109 187V189H107L108 187ZM125 186V188H124V190H122L123 189V187ZM159 186V187H158ZM214 186H215V188H214ZM218 186V187H217ZM224 186V188H222ZM100 187V188H99ZM104 187V188H103ZM106 187V188H105ZM139 187V188H138ZM222 189H221V188ZM37 188V189H36ZM60 188V189H59ZM66 188H67V190H66ZM73 188V189H72ZM98 188V189H97ZM110 188H111V191H110ZM112 188H114V189H112ZM134 188V189H133ZM137 188V189H136ZM164 188H166V189H164ZM218 188H220V189H218ZM40 189H41V191L43 190L44 191V193H43V191L41 192L40 191ZM59 189V190H58ZM72 189V190H71ZM213 189H217V190H213ZM228 190V189H230V190H228L227 192H229V194L227 193V192H225V190ZM26 190V191H25ZM30 191V192H28V191ZM54 192H53V191ZM70 190V191H69ZM99 190H100V192H99ZM102 190V191H101ZM106 190V191H105ZM113 190V191H112ZM210 190V189H209ZM221 190H222V192H225L226 194H227V196L228 197H226V198H224V200H223V197H225L226 196V194L224 193H221ZM224 190V191H223ZM62 191V192H61ZM97 191V192H96ZM104 191H105V193H104ZM108 191V192H107ZM127 191V193H124V192H126ZM138 191V192H137ZM140 191V192H141ZM163 191V192H162ZM25 192H26V194H27V192H28V194L27 195H25ZM64 192V193H63ZM67 192V193H66ZM70 192V193H69ZM72 192V193H71ZM77 192H78V194H77ZM119 192V193H118ZM129 192V193H128ZM218 192V194H223V196L220 198L219 196H218V194H216V193ZM29 193H31V194H29ZM37 193H38V196H37ZM42 193V194H41ZM48 193V194H49ZM57 193H58V195H57ZM113 193V194H112ZM124 193V194H123ZM133 193V195L131 196V194ZM144 193L145 192H143V194L142 195H144ZM215 193V194H214ZM41 194V195H40ZM69 194H70V196H69ZM81 196H80V195ZM99 194V195H98ZM115 194V195H114ZM121 194V195H120ZM128 194H129V196H128ZM160 194V195H161ZM32 196V198H33V196H34V198L32 199L31 197H29V198H31V199H29L31 202H32V204H31V202L29 201V203H28V201L27 202H25L24 203V201H22V198L25 196V197H27V196ZM123 195V196H122ZM135 195V199L133 198V196ZM141 195V196H142ZM50 196L49 197H47V199H49L50 198ZM100 196V197H99ZM109 196V197H108ZM114 196V197H113ZM116 196H118V198H116ZM131 196V198L129 199V197ZM162 197H164L165 195H161ZM36 197H37V199H36ZM39 197V198H38ZM59 197V198H58ZM106 197V198H105ZM113 197V198H112ZM124 197H126V198H124ZM215 197V198H214ZM232 197V196H231ZM50 198V199H51ZM60 198H62V199H60ZM64 198H68V199H71V203H69V200L67 201L66 199L64 200ZM114 198H116V199H114ZM144 200V202H143V200ZM26 199V198H25ZM35 199V200H34ZM61 200V201H63V203H62V207L64 208H60V205L59 204H57L56 202H57V200ZM124 199H127L126 201L127 202H125V200ZM129 199V200H128ZM141 199V200H140ZM221 199V200H220ZM21 200V201H20ZM23 200H24V198H23ZM59 200V201H60ZM75 200H77V201H75ZM81 200V201H80ZM112 200V201H111ZM132 200V201H131ZM135 200V201H134ZM223 200V201H222ZM226 200V201H225ZM35 201H37V202H35ZM55 201V202H54ZM58 201V202H59ZM68 202V204H67V202ZM74 201H75V203H74ZM79 201L80 202H82V204L81 205H78L79 204ZM114 201V202H113ZM21 202H22V204H21ZM56 203V204H54V203ZM66 204H65V203ZM118 202H121V203H118ZM125 203V205L128 203V202H130L131 203V205H133L134 203H135V205L137 204V202H139V203H141L142 204V206L138 203L137 205H140V207L138 206V208L139 209H136V207H135V209L133 208L134 206H130L129 204L128 205H126V206H124L123 205V203ZM146 202V203H145ZM150 202V201H149ZM214 202H217V203H215L214 204ZM16 203V204H15ZM34 203V204H33ZM36 203V204H35ZM60 203V202H59ZM114 205H113V204ZM117 203V204H116ZM221 203V204H220ZM61 204V203H60ZM70 204H72V205H70ZM75 204V205H74ZM118 204H122V205H118ZM32 207H31V206ZM38 205V204H37ZM85 205V206H84ZM116 205V206H115ZM151 205V206H150ZM17 206V207H16ZM29 206V207H28ZM56 206H57V209H56ZM67 206H69V207H67ZM70 206L71 207H73V208H70ZM84 206V207H83ZM131 208H130V207ZM146 206L147 207H151L150 209L151 210H153V211H151V213H150V210H149V213H148V211H147V213H145L146 211L145 210H147V208H146ZM219 206V207H218ZM67 207V208H66ZM80 207V208H79ZM82 207V208H81ZM114 207V208H113ZM122 207V208H121ZM126 207V208H125ZM144 207H145V210H144ZM20 208V209H19ZM32 208V209H31ZM76 208H78L79 209V211H78V209L76 210ZM123 209V210H121V209ZM128 208V209H127ZM218 208H220V209H218ZM12 209V210H11ZM18 209V210H17ZM26 209V210H25ZM55 209H56V211H55ZM65 209H66V211H65ZM70 209V210H75V211H73L72 213H74L73 214V217H70V219H69V217H68V213H69V215H70V212H68V210ZM83 209H85V210H83ZM119 209V210H118ZM131 209L132 210H136V212L135 211H131ZM14 210V211H13ZM60 210H61V212H60ZM83 212H82V211ZM115 210H117L118 211V213H117V211H115ZM125 210V211H124ZM129 210H130V212H129ZM155 210V211H154ZM11 211V212H10ZM17 211H19V212H17ZM20 211H29L28 213L26 212H22V215H20L21 213H20ZM58 211H59V214H58ZM142 211V212H141ZM63 212H64V214H65V212H67L65 215L63 214ZM112 212H114V214L112 213ZM120 212V213H119ZM122 212V213H121ZM127 212V213H126ZM132 212V213H131ZM19 213V214H18ZM62 213V214H61ZM110 213H112V215H110ZM117 213V214H116ZM125 213L126 214H128V213H130V214H128V215H130V216H128V215H125ZM135 213H138V214H135ZM140 213V214H139ZM141 213L144 215V217L146 218H144L143 219V216L141 215ZM82 214V215H81ZM131 214H133V215H131ZM135 214V215H134ZM19 215L21 216V217H19ZM64 215V216H63ZM84 215V216H83ZM136 215H138L139 217H142V218H139V220H137V222L135 223L134 221L136 220V219H138V218H136L137 216ZM141 215V216H140ZM79 216V217H78ZM115 216V217H114ZM117 216V217H116ZM135 216V217H134ZM154 216L155 215H152L151 216V218H154ZM155 216V217H156ZM8 217V218H7ZM31 217H33V216H31ZM53 217V218H52ZM57 217H58V219H57ZM82 217V218H81ZM114 217V218H113ZM134 217V218H133ZM149 217V216H148ZM264 217V216H263ZM10 218H13V222H12V219H10ZM14 218H16V219H14ZM65 218L67 219H69L70 220V222H71V224H67L66 222L67 221H69V220H65ZM73 218V219H72ZM132 218H133V220H132ZM150 218V217H149ZM150 218V219H151ZM29 219H27V221H29ZM57 219V220H56ZM64 221H66V222H64ZM130 220V221H126V220ZM135 219V220H134ZM150 219H148V220H150ZM159 219V220H160ZM6 220H9V221H7L6 222ZM15 220V221H14ZM76 220H78L79 222H77ZM116 220V221H115ZM124 221V223H123V221ZM158 220V221H159ZM191 220V219H190ZM61 221H63L65 224H66V227H65V224L63 225V222L61 223ZM82 221V222H81ZM110 221V222H109ZM120 221H121V224H120ZM151 221V220H150ZM150 221H148V222H150ZM158 221L156 222V226L155 227H157V228H154V231L155 230H157L159 227H161V226H158V225H162L161 223H159L158 224ZM3 222V223H2ZM11 224H10V223ZM32 222V223H33ZM85 222V223H84ZM115 222V223H114ZM118 222V223H117ZM127 222H128V225H127ZM129 222L131 223V224H129ZM132 222H133V224H135V225H139V226H133V224H132ZM140 222V223H139ZM165 223L167 222V224H165V223H163V225H165L164 226V228H166L167 229V231L163 228V226H162V228L164 229V231L165 232H163V229L162 230H160L161 228H159L156 232L158 233L159 231H161V232H163V234H165L166 232V234H165V237L167 238H165L166 240H168V242H171V241H169V240H171L173 237L174 238H178V239H180L179 240V242H182V243H185L184 241V237H185V235H184V237H182L183 235H182V233H181V231L178 229V228H174L173 226H175L174 225V223L172 224V223H170V221H164ZM259 222H260V220H259ZM259 222H254L253 224H251V226H253V227H250V228H252V230L249 232L250 234H251V238H250V240H249V245L252 247V249L254 250V248H255V250L254 251H260L259 249H262V252L264 251V242H261V240L264 238V237H262L263 236V229H264V219H261V222H260V225H259ZM5 223H7V226H6V224ZM69 223V222H68ZM104 223H105V225H104ZM113 223H114V225H113ZM139 223V224H138ZM147 223V222H146ZM169 223V224H168ZM258 223V224H257ZM30 225L31 226V228L33 229L34 228V226H39V227H41L40 225H38V224H36V225ZM85 224V225H84ZM119 224H120V226H121V228H120V226H119ZM142 224V223H141ZM170 224H171V226H170ZM52 225H54L53 223H52ZM63 225V226H62ZM68 225V226H67ZM83 225V226H82ZM88 225V226H87ZM167 225V226H166ZM173 225V226H172ZM255 225H259L258 227H255ZM10 226V227H9ZM33 226V227H32ZM82 226V227H81ZM90 226V227H89ZM103 226H104V228H103ZM107 226V227H106ZM109 226V227H108ZM124 226V227H123ZM127 228H126V227ZM227 226H228V224L226 223L225 225H224V227L225 228H227ZM7 227V228H6ZM37 227H35L33 230L36 232V233H38V234H41V233H43L44 232V229H43V227H41V228H37ZM70 227H71V229H70ZM84 227H86V228H91L92 230L91 231H89V233H87L86 232V230H88V229H86L85 228V230H84ZM116 227L118 228V231H117V229H116ZM130 227V228H129ZM132 227H135L136 229H132ZM139 227V228H138ZM254 227H255V229H254ZM9 228V229H8ZM39 229V230H42L43 232H39V230L37 231V229ZM55 229H56V226L54 227ZM59 228V229H58ZM65 228V229H64ZM69 228V229H68ZM103 228V229H102ZM110 228H112L111 230H110ZM115 228V229H114ZM125 228V229H124ZM140 228H141V230L143 229V230H145V233H144V231H142L143 233H144V235H143V233L141 234V231H139L138 232V230H140ZM258 230H257V229ZM67 229V230H66ZM82 229V230H81ZM109 229V230H108ZM115 231H114V230ZM126 229H128L129 231H130V229H131V234L129 235V234H127L128 233V231H126ZM172 229H173V231H172ZM175 229H178L179 230V232H180V235L179 234H177L176 233V230ZM260 229V230H259ZM263 231H262V230ZM62 230H63V232H62ZM75 230H76V232H75ZM122 230H123V232H127V233H125L126 234V236L124 235V233L122 232ZM136 230V231H135ZM170 230L173 232L172 234L174 235V234H176L177 236H173L171 233H169L170 232ZM177 230V231H178ZM71 231V232H70ZM84 231V232H83ZM94 231V230H93ZM108 231H110L109 233H107ZM111 231H113V232H111ZM132 231H134L135 232V234H134V232H132ZM254 231V232H253ZM257 231H260L259 233L257 232ZM65 232V233H64ZM73 232V233H72ZM117 232V233H116ZM175 232V233H174ZM214 232L215 231H205V232H202V233H199V232H196V234L194 233L193 235H195L194 237H192V247L194 248V246H195V248H197L198 246H205V245H210L211 246V250H212V248H218L217 247V245H219V247L221 246V244H220V242L217 240L218 238H216V233L214 234ZM67 233H68V235H70V233H71V235L70 236H72V238H73V236H74V239H73V242H71V245L69 244V243H65V242H63V243H65V245H67L70 249L71 248H74V250L72 249L71 251H69V249H68V247L66 246L65 247V245L64 246H62V238H63V236H65V235H67ZM79 233V234H78ZM81 233V234H80ZM93 233H95V231L93 232ZM112 233H115V234H113L114 236L111 238V236H112ZM139 233V234H138ZM168 233H169V235L170 236H168ZM205 233H207V234H205ZM209 233H210V235H212L214 238H212V237H210V235H209ZM254 233H256V236H254L255 234ZM257 233H258V235H257ZM59 234V235H58ZM73 234V235H72ZM100 233H99V235H101ZM145 234H149V236H147V235H145ZM162 234V233H161ZM198 234H201V235H198ZM249 234V235H250ZM62 235V236H61ZM76 235V236H75ZM84 235V236H83ZM98 235V236H99ZM101 235V236H102ZM111 235V236H110ZM137 235H139V236H137ZM143 235V236H142ZM151 235V236H150ZM154 235L156 236V234L154 233ZM167 235V236H166ZM182 235V236H181ZM198 235V236H197ZM203 235V236H202ZM262 235V236H261ZM115 236H117L118 237V239L119 240H116V241H114L116 238H115ZM128 236V237H127ZM142 236V237H141ZM154 236V237H155ZM173 236V237H172ZM206 238H205V237ZM209 236V237H208ZM60 237V238H59ZM125 237H126V239H125ZM138 237V238H137ZM139 237H141L143 240L144 239H148V242L147 241H143L141 238H139ZM144 237V238H143ZM153 237V239H155ZM183 239H182V238ZM195 237H197V238H195ZM208 237V238H207ZM255 237V238H254ZM256 237H258V238H256ZM52 238V237H51ZM52 238V239H53ZM100 239L102 238L103 239V236L102 237H99ZM169 238V239H168ZM186 238V237H185ZM254 238V239H253ZM53 239V240H54ZM59 239H61V240H59ZM81 239V240H80ZM128 239H130L132 242H134V243H132V242H130L129 241V243H128ZM133 239H135V240H133ZM139 239V240H138ZM141 239V240H140ZM177 239V240H178ZM109 240H107V241H109ZM137 240V241H136ZM176 241V239H173L172 240V242L173 241ZM264 240V239H263ZM262 240V241H263ZM76 241L78 242V243H76ZM113 241H114V243H113ZM151 243H153V244H155V246H156V249H155V246L153 247V245H150V242ZM254 241V242H253ZM257 241H258V244H255V243H257ZM116 242H118V243H116ZM148 244L147 245V247H145L146 246V244ZM156 242V243H155ZM206 242V243H205ZM254 243V244H252V243ZM74 243V244H73ZM126 243H127V245H129V246H132V248H130L129 246H127L126 245ZM135 243H138L137 245L135 244ZM140 243V244H139ZM263 243V244H262ZM55 244V245H54ZM74 246H73V245ZM112 244V245H111ZM198 244V245H197ZM214 244H216V245H214ZM71 247H70V246ZM75 245H76V247H75ZM113 245H115L114 247L115 248H113ZM121 247H120V246ZM123 245V246H122ZM143 245V246H142ZM196 245H197V247H196ZM259 246V247H257V246ZM261 245H263V246H261ZM53 248H52V247ZM56 246V247H55ZM82 246V248H80ZM119 246V247H118ZM124 246H126V247H124ZM138 246H141V247H138ZM149 246H151V247H149ZM210 246H208V247H210ZM213 246V247H212ZM256 246V247H255ZM79 247V248H78ZM128 247L130 248V250L128 249ZM135 247H136V249H135ZM144 247V248H143ZM254 247V248H253ZM56 248L58 249V250H56ZM118 248V249H117ZM122 248H123V250H125V251H121L122 250ZM147 248H149V249H147ZM258 248V249H257ZM47 249V250H46ZM60 249H62V250H60ZM65 251H64V250ZM76 249H79V250H76ZM112 249V250H111ZM115 249V250H114ZM117 249V250H116ZM119 249H120V254L118 253L119 252ZM138 249V251L140 250V252H143V253H141L140 254V258H142V259H139V253L140 252H138V251H136ZM145 249V250H144ZM257 249V250H256ZM60 250V251H59ZM128 250H129V252H128ZM143 250V251H142ZM156 251V253H155V251ZM158 250V251H157ZM215 250V249H214ZM1 251V250H0ZM78 251H80V252H78ZM104 251V252H103ZM113 251V252H112ZM213 251V250H212ZM100 252H101V255H102V252H103V255L105 254V256H101L100 255ZM116 252V253H115ZM122 252H125V253H123L122 254ZM127 252H128V254H127ZM133 252H135V253H133ZM62 253V255H60ZM75 253V252H74ZM114 254L116 257H115V259L116 258H118V259H110V256L109 255H111V254ZM129 253H133L134 254V256H133V254L131 255V254H129ZM160 253V254H159ZM225 253H227V252H225ZM264 253V252H263ZM24 254V253H23ZM25 254H27V253H25ZM79 254H81V255H79ZM118 255V257H117V255ZM126 254V255H125ZM136 254V255H135ZM154 254H155V257H154ZM229 253H227V255H228ZM233 254H235V253H233ZM247 254V255H246ZM2 255L3 254H1V252H0V256L2 257ZM79 255V256H78ZM106 255H107V257H106ZM127 255H129V256H127ZM163 255V254H162ZM236 255V254H235ZM244 255H245V257H246V260H248V252H245L244 253ZM25 256H27V255H25ZM109 256V257H108ZM123 256V257H122ZM133 256V257H132ZM157 256V257H156ZM159 256V257H158ZM226 256V255H225ZM224 256V257H225ZM232 256V255H231ZM4 257V256H3ZM128 259H127V258ZM138 257V258H137ZM153 257V259H152V261H151V258ZM236 257V256H235ZM234 257V258H235ZM244 257V258H245ZM31 258H32V260H31ZM105 259V261L103 260V259ZM107 258V259H106ZM122 259V261H121V259ZM156 258H158V259H156ZM160 258V259H159ZM233 258V259H234ZM120 259V260H119ZM135 259V260H134ZM138 259V260H137ZM150 259V260H149ZM155 259V260H154ZM1 260H3V261H1ZM38 260V261H37ZM61 260V261H60ZM140 260V261H139ZM40 261V262H39ZM59 261V262H58ZM116 261V262H115ZM155 261V262H154ZM216 261V262H215ZM221 261V260H220ZM219 259H218V262H217V259H215L214 260V262L213 263H215V264H219ZM8 260H7V262L5 261V259L4 258H2V259H0V264H8ZM36 262H33L32 264H36ZM108 262V263H107ZM109 262H111V263H109ZM135 262V263H134ZM147 262H149V263H147ZM222 262V261H221ZM249 263H250V260H249ZM10 264V263H9ZM94 264V263H93ZM221 264V263H220ZM248 264V263H247ZM250 264H252V263H250Z\"/></svg>","mask_w":264,"mask_h":264}]
</instances>
